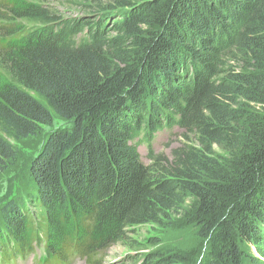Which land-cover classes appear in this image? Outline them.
Wrapping results in <instances>:
<instances>
[{
	"label": "trees",
	"instance_id": "1",
	"mask_svg": "<svg viewBox=\"0 0 264 264\" xmlns=\"http://www.w3.org/2000/svg\"><path fill=\"white\" fill-rule=\"evenodd\" d=\"M45 1L0 0V175L19 161L11 140L68 125L29 161L26 203L0 207L3 254L32 250L38 225L50 264L71 249L100 264L135 227L188 208L209 244L201 264H264V0H93L84 20ZM173 126L194 143L154 155Z\"/></svg>",
	"mask_w": 264,
	"mask_h": 264
},
{
	"label": "rangeland",
	"instance_id": "2",
	"mask_svg": "<svg viewBox=\"0 0 264 264\" xmlns=\"http://www.w3.org/2000/svg\"><path fill=\"white\" fill-rule=\"evenodd\" d=\"M45 6L51 10L59 12L63 17H81V20L91 17L94 6L93 0H47ZM106 35H115L117 30L113 26V22L108 21ZM68 126L63 120L55 118L50 125H40L37 133L29 138L15 141L11 140L19 152L18 164L11 168L7 173L0 175V207L7 203L10 199L16 198L18 195L26 203L24 199L26 177L28 172V164L34 154L39 150L43 139L52 128ZM183 129L173 126L172 128H162L159 130L153 140L154 155L160 154L165 157H171V152L175 147L185 143ZM190 139L187 144L194 143L192 135H188ZM137 150L142 161L146 164L150 163L148 149L142 137L137 136ZM216 151H218L216 149ZM29 203V202H27ZM32 209V208H31ZM188 208L182 212L173 214L169 220H165L161 226L145 225L135 227L129 232L125 238V244H115L101 253L100 264H140L137 260L144 255H152L154 250L163 248L171 249L183 256V264H201V257L209 248L206 239L197 236V228L195 221L190 217V213L185 216ZM1 226V222H0ZM243 250L254 253L252 247L248 243L241 244ZM133 256L136 261H132L127 256ZM128 259V260H127ZM147 260V258H146ZM128 262V263H127ZM30 264V260H28ZM72 264H85L82 259H77Z\"/></svg>",
	"mask_w": 264,
	"mask_h": 264
}]
</instances>
